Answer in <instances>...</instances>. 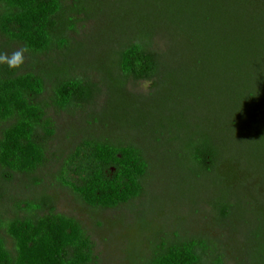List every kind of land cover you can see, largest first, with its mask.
<instances>
[{
  "label": "trees",
  "instance_id": "trees-1",
  "mask_svg": "<svg viewBox=\"0 0 264 264\" xmlns=\"http://www.w3.org/2000/svg\"><path fill=\"white\" fill-rule=\"evenodd\" d=\"M90 1L0 0V36L8 45L27 46L31 60L24 72V67L13 70L0 64V204L5 185L17 175H34L47 165L49 155L56 156L48 154L57 128L47 109L73 113L90 106L80 125L68 127L76 144L64 160L60 184L96 213L133 205L157 176V152L166 133H146L139 139L130 128L108 130L106 121L112 117L129 123V114L117 108L144 102L166 84L177 85L181 95L208 112L219 111L217 118L208 113L198 117L203 125L197 124L193 132L181 118L177 137L167 133L168 145L180 154L177 167L184 168L177 201L192 211L206 202L211 210L191 230L182 217L172 235L151 227L150 254L140 255L134 264H264V214L256 213L263 222L250 228V248H229L223 239L197 232L203 221L233 235L249 225L251 212L240 209L242 202L234 199L233 179L239 178L238 171H246L245 177L254 174V157L264 159V0H180L181 5L179 0H128L126 7L115 2L109 16L120 31L104 40L102 50L110 57L104 71L85 60L78 63L90 51L83 41L69 38L80 16L93 18ZM156 38L166 42L164 52L153 48ZM41 56L46 60L40 61ZM78 71L96 74L97 82L75 75ZM130 81L151 82L152 89L135 94L128 89ZM100 96L107 104L94 108ZM190 133L197 134L187 138ZM222 169L230 175H221ZM208 178L216 180L211 200L202 199ZM33 183L40 181L34 178ZM56 201L43 192L20 203V214H0V264L95 262L89 231L77 217L57 212ZM164 201L148 198L143 208L154 204V215L161 218ZM147 217L141 214L139 222L150 228Z\"/></svg>",
  "mask_w": 264,
  "mask_h": 264
},
{
  "label": "rangeland",
  "instance_id": "rangeland-1",
  "mask_svg": "<svg viewBox=\"0 0 264 264\" xmlns=\"http://www.w3.org/2000/svg\"><path fill=\"white\" fill-rule=\"evenodd\" d=\"M103 1L104 0L90 1L91 4L88 5V11L93 15V18L91 20H86L83 16H80L76 31L71 32L69 38L76 42L83 41V45L90 51V53L86 54L87 58L83 59L82 57V60H78V63L84 64L86 61V65L94 68L101 67V70L104 71L106 66L110 63L108 52L103 51L106 48L104 40H106L105 38L117 36L120 31L118 27L115 30L113 19L109 16V13L112 12L111 5L114 6L115 2L116 6H119L120 3H124L123 5L126 7V4L130 6V2L128 0H124V2H122V0H112L113 2L111 0ZM69 2H71V0H69ZM179 4H182L180 0ZM76 42L72 43L75 44ZM165 43L166 42L161 38H156L153 48L164 52L166 50ZM18 48L20 47L17 45H8L0 36V53L6 52L10 55ZM39 59L43 62L46 60V56H41ZM83 60L85 61L83 62ZM30 61L29 55L25 53V64L23 66L24 68L21 69L22 72L28 70L26 66H28ZM75 75L84 76L96 82L98 80L96 74L89 72L78 71ZM151 87V82L148 81H139L136 83L130 81L128 84V89L135 94H148L152 89ZM49 89L50 86H48V90L45 93V99L48 97ZM186 94L188 95V92ZM193 96H195L194 93ZM104 98L105 97L100 96L94 108L99 109L101 103H103V106L106 105V99ZM106 107L107 106H105V108ZM91 109L92 107L88 106L85 109H75L73 113L55 111L52 107L47 109V115L54 120L57 128L54 138L48 143V154L56 153V156L53 157L49 155L50 160L47 165L39 169L34 175H17L11 184L4 186V196H2V202L0 204V214L5 218L13 217L16 213L20 214L17 210V206L20 203L23 204L26 201L35 199V196H39L43 192H46L57 198V212L77 217L89 231L96 245V260L93 264H134L140 255L149 256L148 242L154 241V234L152 233L154 232L153 228H156L155 230L163 228L164 232L172 235L178 227L177 220L182 217L184 218L183 224H187L185 227L191 230L192 224L197 222V220L202 221L204 216L208 215L206 212L211 210L210 205L206 202H200L192 211L186 203H183L184 201H177V184L181 183L178 177H180L179 173L181 174L184 168L177 167L178 163L181 162L180 154L174 152L175 150L168 145L167 133L177 137V127L182 122L180 120L181 118L184 120L183 123L189 124L188 128L193 132L197 124H200L198 117H204L208 113L212 118H217L216 114H218L219 111L214 110L213 112H208L207 109L194 102L193 98L191 99L181 95L177 85L171 86V84H166V87H163L160 93H154L151 97L148 96L147 100L144 102L140 103L138 101L137 104L131 105L130 103L128 106H120L117 108L120 112L128 113L131 120L129 123L123 124L122 122H116L111 117L110 121H106L109 122L108 124L105 121L103 122L106 123L105 125H107L108 130L121 128H127L128 130L130 128L129 133H132L134 137H138L139 139L146 137L144 135L146 133H155V135L159 133L158 135L161 136L162 133H166L163 134L166 139L162 136L163 143L160 144L161 150L157 152L158 165L161 164V166L156 172L157 176L155 180L147 185V193L143 198L137 199L133 205L96 213L77 202L71 192L60 184V174L64 168V160L67 159L66 157L76 144L75 133H69L68 127L69 125H73V128H75V125H80V123H82V117H85ZM183 109L186 112L182 117L181 111H183ZM191 110L193 111L191 112ZM200 125L202 126L203 124ZM81 126L84 127L83 125ZM71 131H73L72 128ZM181 133L183 136L186 131H182ZM195 134L197 133H190V135L186 137L190 138ZM186 137H184V139ZM151 140L153 141V139ZM177 146L179 145L177 144ZM233 150L234 153H239L238 150ZM60 155L65 157L62 158ZM254 158L258 161L254 163V167L252 168L255 171L254 174H247L249 176L245 177L244 174L246 171H244V174L238 171L237 174L239 178H235L236 180L233 179V192H236L234 199L242 202L240 209L251 212L247 215L249 225H241L238 234L233 235L229 230L217 231L208 221H203L197 224V232L201 233L203 231L205 232L204 234L217 236L223 239L225 243L228 244L229 248H236L239 246L245 249L250 248L249 245L253 246L251 229L263 222V220H258L256 213L264 214V159L261 156ZM220 173L225 176L230 175V173L227 174L225 170L220 171ZM236 176L237 175H235V177ZM34 178L39 179V185L35 186L33 183ZM208 179L209 180L205 181L206 190H204V193L202 192V199L206 198L211 200V196L214 192L212 188L216 189L213 185L216 180L215 178ZM231 188L230 186L229 189ZM220 190H222L221 187ZM148 198L165 200L164 202L167 207L164 208L166 213L163 217L159 218L154 215V204L149 203L143 208V203H145ZM141 214L142 218H144L145 215L148 216L147 220L150 228L140 225L139 221L141 220ZM251 253L254 254V251L252 250ZM232 255H234L233 251ZM227 264L234 263L228 262Z\"/></svg>",
  "mask_w": 264,
  "mask_h": 264
},
{
  "label": "clouds",
  "instance_id": "clouds-1",
  "mask_svg": "<svg viewBox=\"0 0 264 264\" xmlns=\"http://www.w3.org/2000/svg\"><path fill=\"white\" fill-rule=\"evenodd\" d=\"M29 49L27 46L14 50L10 55L8 53H0V64H6L10 69L17 70L25 64V53Z\"/></svg>",
  "mask_w": 264,
  "mask_h": 264
}]
</instances>
